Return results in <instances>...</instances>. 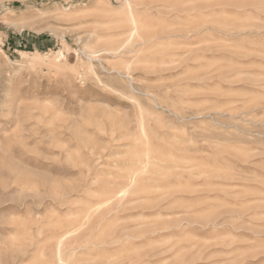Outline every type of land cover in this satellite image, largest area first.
I'll return each mask as SVG.
<instances>
[{
    "label": "rangeland",
    "instance_id": "374dc122",
    "mask_svg": "<svg viewBox=\"0 0 264 264\" xmlns=\"http://www.w3.org/2000/svg\"><path fill=\"white\" fill-rule=\"evenodd\" d=\"M0 264H264V0H0Z\"/></svg>",
    "mask_w": 264,
    "mask_h": 264
},
{
    "label": "bare ground",
    "instance_id": "6f19581e",
    "mask_svg": "<svg viewBox=\"0 0 264 264\" xmlns=\"http://www.w3.org/2000/svg\"><path fill=\"white\" fill-rule=\"evenodd\" d=\"M59 254H60V252H59ZM61 259V258H60ZM62 262H63V260H62Z\"/></svg>",
    "mask_w": 264,
    "mask_h": 264
}]
</instances>
